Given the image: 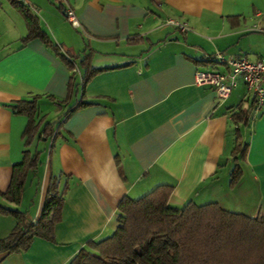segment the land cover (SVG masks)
I'll list each match as a JSON object with an SVG mask.
<instances>
[{
  "label": "crops",
  "instance_id": "obj_1",
  "mask_svg": "<svg viewBox=\"0 0 264 264\" xmlns=\"http://www.w3.org/2000/svg\"><path fill=\"white\" fill-rule=\"evenodd\" d=\"M20 1L56 45L81 58L92 52L91 67L106 71L85 86L83 98L90 106L72 115L54 142L38 136L27 148L28 118L12 106L45 96L39 108L46 122L42 103L51 102L46 96L66 100L72 72L40 39L23 44L28 34L24 17L8 0H0V192L8 190L13 166L26 150L45 156L16 207L30 219L41 217L52 176L64 174L71 181L55 242L37 238L26 252L0 251V264H70L89 242L118 229L123 198L138 199L159 185L174 187L173 207L216 202L232 212L264 215V107L242 129L247 158L232 188L229 110L250 107L253 99L243 83L226 100L213 88L195 85L198 70H212L213 65L199 64L211 56L252 62L264 57L259 31L264 29V0ZM68 10L79 27L67 19ZM229 18L238 19L232 23ZM168 19L189 29L168 26ZM135 37L143 41L129 44ZM214 66L227 71L218 60ZM63 107L58 119L68 110L58 106ZM16 225L13 216L0 213V241Z\"/></svg>",
  "mask_w": 264,
  "mask_h": 264
},
{
  "label": "trees",
  "instance_id": "obj_2",
  "mask_svg": "<svg viewBox=\"0 0 264 264\" xmlns=\"http://www.w3.org/2000/svg\"><path fill=\"white\" fill-rule=\"evenodd\" d=\"M8 1L25 19L28 34L22 39L23 44L40 39L72 72L66 100L57 101L46 96L57 106L64 104L68 107L56 122H45L40 116L39 101L45 96L34 95L12 106L17 115L28 118L23 134L28 148L38 136L54 142L64 123L76 112L90 106L83 98L85 86L106 70L91 67L92 52L81 58L80 54L64 51L43 30L39 18L29 6L20 0ZM235 19L238 18H229L232 23ZM142 41V37H135L128 43L134 45ZM201 63L213 65L211 71H220L214 66L217 63L215 56ZM229 111L230 131L234 137L230 180L233 188L243 176L242 163L247 158L248 143L242 129L253 119L254 104L247 108L240 104ZM42 154L43 151L38 149L35 153L24 151L23 160L13 166L8 190L0 192V200H3L0 201V213L17 220L12 233L0 241L3 253L26 252L37 238L55 242V230L62 221L64 203L71 188L69 178L64 174L51 177L38 220L33 221L27 212L16 209L22 203L26 185L39 174ZM173 190L171 185H159L138 199L123 198L118 206V229L105 239L89 242L70 264H264V215L232 212L216 202L205 205L189 202L183 207H173L169 204Z\"/></svg>",
  "mask_w": 264,
  "mask_h": 264
},
{
  "label": "built area",
  "instance_id": "obj_3",
  "mask_svg": "<svg viewBox=\"0 0 264 264\" xmlns=\"http://www.w3.org/2000/svg\"><path fill=\"white\" fill-rule=\"evenodd\" d=\"M66 16L72 26L79 27L72 10L66 11ZM166 24L181 31L189 29L187 24L176 19H168ZM259 31L264 34V29ZM216 59L227 68V71L198 70L195 74V85L213 88L220 100H226L239 84L243 83L253 99L254 111H260L264 107V57L252 62L246 58L227 59L224 55L218 54Z\"/></svg>",
  "mask_w": 264,
  "mask_h": 264
},
{
  "label": "rangeland",
  "instance_id": "obj_4",
  "mask_svg": "<svg viewBox=\"0 0 264 264\" xmlns=\"http://www.w3.org/2000/svg\"><path fill=\"white\" fill-rule=\"evenodd\" d=\"M219 69L222 70L223 68L220 67ZM41 109L43 113L46 115V122H56L58 120V116L61 115L65 111V107L58 108L57 105L51 102L42 103ZM44 158L45 156L42 157V159Z\"/></svg>",
  "mask_w": 264,
  "mask_h": 264
}]
</instances>
